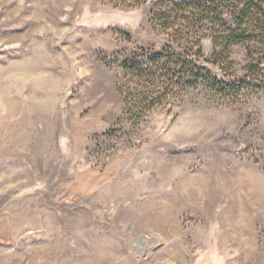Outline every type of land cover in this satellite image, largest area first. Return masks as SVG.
<instances>
[{"label": "rangeland", "instance_id": "obj_1", "mask_svg": "<svg viewBox=\"0 0 264 264\" xmlns=\"http://www.w3.org/2000/svg\"><path fill=\"white\" fill-rule=\"evenodd\" d=\"M156 1L0 0V264H264V90L126 108Z\"/></svg>", "mask_w": 264, "mask_h": 264}, {"label": "trees", "instance_id": "obj_2", "mask_svg": "<svg viewBox=\"0 0 264 264\" xmlns=\"http://www.w3.org/2000/svg\"><path fill=\"white\" fill-rule=\"evenodd\" d=\"M152 21L168 44L131 51L122 65V92L136 122L200 86L229 97L264 90V0H157ZM236 47L246 52V73L238 76L230 72Z\"/></svg>", "mask_w": 264, "mask_h": 264}, {"label": "bare ground", "instance_id": "obj_3", "mask_svg": "<svg viewBox=\"0 0 264 264\" xmlns=\"http://www.w3.org/2000/svg\"><path fill=\"white\" fill-rule=\"evenodd\" d=\"M205 186V180H193V182L189 183V181H187V183H183V192H187L189 195L191 194L192 196H201L203 193H202V190ZM246 188H248L247 186H245ZM255 187V186H254ZM249 189V188H248ZM247 189V190H248ZM252 189H250V196H253L254 194L252 193ZM257 194L259 195V191L256 190ZM254 192V191H253ZM253 197H249V199H252ZM256 199V197L254 198ZM252 201V200H251ZM253 202V201H252ZM243 206H244V209L250 213V211H252V208L250 206V204L248 203V201L244 200L243 202ZM246 216V215H245ZM249 228V227H248ZM251 232V231H250ZM29 248V247H28ZM252 250V249H251ZM36 256H35V253H32V254H29L28 255V258L29 259H34Z\"/></svg>", "mask_w": 264, "mask_h": 264}]
</instances>
